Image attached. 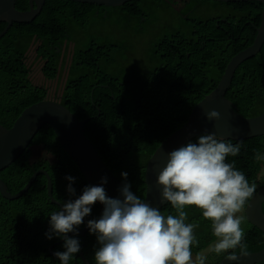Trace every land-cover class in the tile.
Listing matches in <instances>:
<instances>
[{
    "label": "trees",
    "instance_id": "16d2710c",
    "mask_svg": "<svg viewBox=\"0 0 264 264\" xmlns=\"http://www.w3.org/2000/svg\"><path fill=\"white\" fill-rule=\"evenodd\" d=\"M16 8L29 11V1H18ZM262 13L263 5L257 2L134 0L109 8L47 0L34 22L14 24L0 41V124L11 129L23 111L43 101L61 104L80 121L90 119L87 138L121 182V173H128L131 190L144 200L150 159L217 88L232 58L253 45ZM111 23L119 27L118 33L141 43L143 58L137 57L130 42L97 43ZM6 27L0 24V34ZM226 98L246 118L264 114V47L239 67ZM230 142L239 143L241 150L226 162L234 161L256 184L257 193L264 188L260 180L264 163L253 157L256 151L264 152V136ZM32 146L44 147L55 161L32 163L33 152L26 151L0 173L12 195L40 170L50 175L53 197L61 204L70 199L66 176L75 177L77 195L90 186L49 126L39 131ZM59 210L48 196L45 176L16 201L0 194V264H60L49 249L56 245L53 252L63 251L62 240L45 236L49 216ZM102 210L97 203L85 221L98 218ZM186 211L199 242L192 247L195 257L215 237L199 209ZM161 212L175 214L170 204ZM83 228L85 224L79 230ZM78 239L86 260L94 264L95 236L88 232ZM244 242L248 254L262 251L264 234L251 226ZM235 252L241 255L239 249ZM79 254L72 264H85ZM225 255H216L208 264H219Z\"/></svg>",
    "mask_w": 264,
    "mask_h": 264
},
{
    "label": "clouds",
    "instance_id": "9594fccd",
    "mask_svg": "<svg viewBox=\"0 0 264 264\" xmlns=\"http://www.w3.org/2000/svg\"><path fill=\"white\" fill-rule=\"evenodd\" d=\"M206 118L218 121L221 117L212 110ZM240 150L239 143L205 132L171 151L156 184L161 202L170 204L175 214L165 215L136 195L127 172L121 173L123 182L117 198L106 193L107 177H102L98 186L84 187L77 195L75 177L66 176L70 199L51 213L45 233L48 240L63 241L64 250L54 252V256L60 264H72L81 251L78 230L99 203L103 206L101 215L89 219L86 225L97 242L94 264H206L209 252L226 254L228 262L238 261L236 249L241 255L248 254L239 213L256 192V184L249 182L235 162H226L228 157L239 156ZM253 158L264 163V152L256 151ZM189 207L199 209L210 221L215 237L195 257L192 247L199 242L194 235L195 225L187 222Z\"/></svg>",
    "mask_w": 264,
    "mask_h": 264
},
{
    "label": "water",
    "instance_id": "95a60500",
    "mask_svg": "<svg viewBox=\"0 0 264 264\" xmlns=\"http://www.w3.org/2000/svg\"><path fill=\"white\" fill-rule=\"evenodd\" d=\"M20 0H0V24L6 29L0 34V41L16 23H32L41 14L47 0H28L30 10L21 12L16 8ZM99 7L118 8L134 0H64ZM214 2L237 4L257 2L263 5L262 21L258 28L253 45L232 58L217 88L207 95L192 111L186 124L165 140L150 159L145 175V201L162 210L168 204L161 202L160 188L156 184L159 172L165 167L168 154L185 145L199 135L214 133L227 141L241 142L264 136V114L257 118H246L239 114L234 104L226 98L236 72L245 62L256 57L264 47V0H209ZM215 110L220 113V120L209 121L206 114ZM90 119L80 121L67 108L59 103L43 101L27 108L20 115L11 129L0 124V173L13 165L28 150L32 151V143L44 127L49 126L55 133L60 145L69 158L78 167L80 173L90 186H98L102 177L108 178L106 193L117 198L118 188L122 182L113 174L102 160L96 146L86 136V126ZM39 176L47 179L48 196L51 202L60 207L61 203L53 197V182L50 175L40 170L31 177L25 188L12 195L0 177V194L8 201H16L26 195ZM264 188L254 194L244 212L251 226L264 234ZM85 228L78 230V236L85 237L89 232ZM72 236V234H69ZM63 242V241H62ZM53 246L49 249L54 256ZM80 258L90 264L81 249ZM55 257V256H54ZM236 262L223 259L219 264H260L264 262V249L257 253L238 255Z\"/></svg>",
    "mask_w": 264,
    "mask_h": 264
},
{
    "label": "rangeland",
    "instance_id": "374dc122",
    "mask_svg": "<svg viewBox=\"0 0 264 264\" xmlns=\"http://www.w3.org/2000/svg\"><path fill=\"white\" fill-rule=\"evenodd\" d=\"M181 5L182 4L179 3L177 8L181 7ZM118 30H120V29L117 25H115V23L114 24L113 23L106 24V28L104 29V33L102 34V36H99V38H97L98 39L97 43L103 44L104 41L106 39H108L112 42L119 44L120 46H123L124 44H127L128 42H130V44L135 45L137 48V49L133 48V51L135 53H137V57L139 59L143 58L144 55H143V51L141 48V43L139 41L134 40L131 36L128 37L124 34L121 35L120 33H118ZM144 43H145V45L147 44L146 41ZM41 82H42V80H41ZM32 152H33V156L31 159L32 163L41 162V161H49L51 163H54V161H55V158L48 151H46L44 147H33ZM263 177H264V169L260 175V180L262 179L261 184L264 183ZM239 215L242 217L241 228L243 229L244 233H246L250 229L251 225L245 217L244 209H242V211L239 213ZM206 254H207L206 264L210 263L212 258L214 260H216L218 258V256L213 255V253L209 252Z\"/></svg>",
    "mask_w": 264,
    "mask_h": 264
},
{
    "label": "flooded vegetation",
    "instance_id": "af4514ba",
    "mask_svg": "<svg viewBox=\"0 0 264 264\" xmlns=\"http://www.w3.org/2000/svg\"><path fill=\"white\" fill-rule=\"evenodd\" d=\"M179 2H181V1H179ZM224 22V21H223ZM245 210V209H244Z\"/></svg>",
    "mask_w": 264,
    "mask_h": 264
}]
</instances>
